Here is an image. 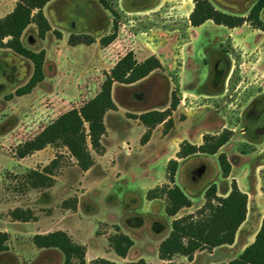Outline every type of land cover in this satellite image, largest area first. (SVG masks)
<instances>
[{
	"label": "rangeland",
	"instance_id": "rangeland-1",
	"mask_svg": "<svg viewBox=\"0 0 264 264\" xmlns=\"http://www.w3.org/2000/svg\"><path fill=\"white\" fill-rule=\"evenodd\" d=\"M107 1L115 15L98 0H53L43 9L51 26L45 39L38 38L34 25L24 31L23 45L31 51L45 52L44 80L29 95L13 94L30 78L32 64L0 49V227L2 221H15L13 211H29L31 221L38 223L31 227L34 232L58 227L77 233L90 252L112 262L120 259L113 251L107 253L108 238L122 229L134 242L130 260L142 257L153 263L157 252L151 237V216L156 208L147 205L145 195L147 189L164 178V160L174 154L180 140L189 137L190 132H233L219 153H224L233 164L231 177L244 175L238 169L239 162L249 172L264 214V26L258 30L247 23L241 29L230 30L209 21L202 27H191L187 18L193 8L191 0ZM256 1L210 0L216 9L241 17L248 15ZM15 3L16 0H0V18L11 12ZM260 18L264 25V9ZM114 24L116 39L103 47L100 39L113 31ZM55 32L61 36L58 38ZM71 34L92 36L94 42L72 48L75 46L68 44ZM129 51L134 52L137 60L157 54L164 67L133 87L115 85L112 98L120 109L105 116L103 151L96 154L91 150L94 165L90 170L81 171L61 146H47L24 159L17 158L20 144L35 137L61 114L93 98L100 91L105 74ZM217 61L224 74L214 90L211 83ZM173 93L182 104L174 119L177 128L174 130L173 123V130H168L171 134L165 137L164 126H156L158 133L151 146L142 150L143 127H136L131 116L168 108ZM182 112L189 114L188 124H181L185 119ZM198 116L201 120L195 125L193 120ZM164 137L162 143L160 139ZM151 153L159 155L148 174L141 163L143 155ZM52 160H57L52 186L31 188L26 176L31 171L42 172ZM201 163L208 172L194 187L197 198L209 184L226 185L217 155L198 154L180 163L177 186L191 188L187 171ZM252 201L253 197L251 205ZM161 215L164 217L163 211ZM139 217L142 224L136 226ZM20 231L24 234L14 235L6 255L0 256V264L12 263L13 257L21 255L29 264H45L48 259L56 262L55 253L37 249L32 253L26 240L31 230ZM18 239L22 241L16 245ZM73 264L77 262L74 260Z\"/></svg>",
	"mask_w": 264,
	"mask_h": 264
},
{
	"label": "trees",
	"instance_id": "trees-1",
	"mask_svg": "<svg viewBox=\"0 0 264 264\" xmlns=\"http://www.w3.org/2000/svg\"><path fill=\"white\" fill-rule=\"evenodd\" d=\"M53 0H16L11 12L0 18V49L9 50L14 54L28 60L33 67L28 81L15 90L14 96L29 95L32 90L44 80L45 52L31 51L22 42L24 31L34 25L37 36L44 40L51 26L43 13V9ZM193 8L188 21L191 27H199L211 21L216 26L234 29L249 23L253 28L262 30L263 21L260 18L264 9V0H257L246 17L230 15L214 7L210 0H191ZM98 3L111 14L115 15L107 0H98ZM116 24L113 31L100 39L103 47L110 45L117 35ZM58 38L59 32H55ZM94 42L92 36L71 34L68 38L70 46L90 45ZM223 67L218 61L213 65V80L211 86L216 90L223 78ZM162 69L160 61L155 56H150L138 62L132 51L122 56L110 71L105 74L100 91L79 108H73L60 116L42 129L32 139L20 144L16 150V156L23 159L28 155L45 149L47 146H61L67 149L69 155L76 161L78 168L86 172L94 165L91 150L96 154L103 151L102 137L106 134L104 119L108 112L116 110L112 99V87L114 84L129 86L147 78L151 73ZM12 96H8L11 98ZM180 99L175 93L171 96L170 105L163 111L150 110L138 116L137 119L146 128L140 140V144H146L152 130L158 125L164 126V133L173 127L172 113L176 110ZM233 132L229 129L222 130L219 134H205L200 146L192 145L186 141L179 145L176 159L168 161L166 166V180L168 184L149 190L147 200L165 199V213L169 217H175L183 208L191 206L190 199L175 184L180 161L194 156L217 155V162L222 178H228L231 165L224 153H219L231 139ZM57 160H52L42 172L31 171L26 176L29 186L33 189L48 188L53 184L52 172ZM208 168L204 164L191 166L186 174L190 184L196 185L207 175ZM204 204L192 214L174 219L168 236L160 243L158 257L162 261L172 264L174 256H183L192 260L198 251H211L222 245H232L235 234L240 225L245 221L247 214V195L241 192L234 181L231 182V190L226 197L216 195V186L210 185L204 193ZM75 203V202H74ZM76 209V204L72 206ZM12 219L19 222H29L32 214L29 211L15 210L11 214ZM159 226V225H158ZM8 235L0 232V253L8 251ZM33 245L38 249H56L63 257V264H85V247L75 244L72 239L62 231L47 234H37L32 238ZM108 244L113 252L125 258L133 241L122 233H117L108 238ZM92 264H116L102 259L95 260ZM122 264H149L140 259L136 262ZM224 264H264V217L255 239L235 259Z\"/></svg>",
	"mask_w": 264,
	"mask_h": 264
},
{
	"label": "crops",
	"instance_id": "crops-1",
	"mask_svg": "<svg viewBox=\"0 0 264 264\" xmlns=\"http://www.w3.org/2000/svg\"><path fill=\"white\" fill-rule=\"evenodd\" d=\"M190 12H191V10H190ZM187 18H188V16H187ZM206 23H204L203 25H205ZM245 24H247V23H244L241 27H238V29H241L242 27H244ZM203 25H201L199 27H202ZM199 27H196V28H199ZM218 27H220V26H218ZM234 29H237V28H234ZM234 29H230V30H234ZM76 47L77 46L72 47V48H76ZM150 56H155L160 61L161 65H162V68L164 67L162 58L159 57V55H157V54L148 55V56L144 57L142 60H137V58L136 57L135 58H136V60L138 62H142L143 60H145L146 58H148ZM115 63H114V65H115ZM155 72H153V73H155ZM153 73H151L147 78L143 79L142 81H140V82H138L136 84H133V85L126 86V87H133L134 85H137L139 83H142L143 81H146L147 79H149V77H151L153 75ZM115 85L116 84H114L113 87H112V97H113V93H114V90H115ZM121 86H124V85H121ZM112 99H113L114 104L116 106V110L110 111V113H115V112H117L118 109H120V105L117 104V102L114 100V98H112ZM181 106H182V104L180 103V105H178L176 110L172 113V119H173V123H174V127H175L174 130L178 126V123L174 120L175 119V115L181 111ZM165 109H167L166 106L165 107H159L158 111H163ZM140 114H141V112L140 113H135L134 116H138ZM182 115L185 117V119H184L183 122H181V124H188L189 123V119H190L189 114H187L186 112H182ZM210 116H212V117H215V116L221 117L220 114H212V113H210ZM200 120H201V117L198 116L197 119L193 120V123L195 125H198ZM134 122H135V126L136 127H139L140 125L143 127L142 130H141L142 133L146 132V128L140 123L139 120L135 119ZM159 126L160 125H158L157 127H159ZM157 127L152 130V133H151L149 141L146 144H144V145L140 144V148L142 150H144V149H146V148L151 146V144H152V142L154 140L155 134L158 133L157 132L158 131ZM171 130H173V129H171ZM222 130L223 129H219L218 131H215V132H205V133H202V134H199V135H195L196 133L193 134V132L192 133L190 132L189 135L191 137L193 135V138H190V136L182 138L180 140L179 144L177 145V149L175 150L174 154L170 158H168L167 160H164L165 166H167V163H168L169 160L176 159V153L179 151V145L182 142L186 141V142H188V143H190L192 145L200 146L202 144L203 135H205V134H212V135L219 134ZM170 134H171L170 131L167 132L165 134V137H167ZM165 137L160 139V141L162 143L165 140ZM227 144L225 146H227ZM225 146H223L221 149H223ZM158 155L159 154H157V153H151L150 155H145V156L143 155L144 160L141 163V167L146 169V170H148L147 171L148 174L150 173V169L153 168L157 164ZM184 160H182V161H184ZM182 161H180V163ZM230 165H231V171H230V174H229L228 178H223V180L226 182V185L222 186L219 182L218 183H213V184L216 186V195L218 197H222L223 198V197H226L228 195V193L231 190V182L232 181H234L236 183L238 189L241 192H243V193H245L247 195V214H246V219L240 225V227L238 228V230H237V232L235 234L234 243L232 245H222V246L216 247V248L212 249L211 251H207V250L198 251V252H196L194 254L192 260H189V259H187L186 257H183V256H174L172 261H171L172 264H224V263H228V262L232 261L233 259L237 258L247 246H249L250 244L253 243V241L255 239V235L258 232L259 228H260V225H261V222H262V218L264 217V214L261 213L262 212L263 203H262V201L259 198H257L258 197V195H257V186L255 185V187L253 188L251 182L249 181V172L243 170L242 164L239 162L238 163V169L240 170V172L244 173V175L242 177H239V178L238 177H231L233 169H234V166H233L232 163H230ZM147 173H146V175H148ZM176 176H177V174H176ZM175 181H176V178H175ZM165 184H168V182L166 180V169H165L164 178L161 179L158 183H156L154 186H152L149 189L152 190V189H154L156 187H160V186L165 185ZM175 184H176V182H175ZM210 185H212V184H209V186ZM194 187H195V185H193L191 188H186V187H181L180 188L179 187L183 191V193L190 199L191 206L188 207V208L181 209L176 214L175 217H169V216L166 215V213H165V205H166L165 199H153V200H147L146 199L147 205L150 206L151 209L154 206V208H156L155 211L156 210L158 211V212L154 211L152 213V216H151V221H152V234H151V237H152V240H153L154 248L156 249V252H157V260L152 263L147 258L139 257V258H137L136 261L142 259L146 263H149V264H167L168 263L166 261H162V260L159 259V257H158V248H159L160 243L168 236V234H169V232L171 230L172 221L174 219L180 218L182 216L194 213L196 210H198L204 204V201H205L204 200V193H205V191H206V189L208 187L203 190V194L199 198L196 197V194H195L196 192H195V188ZM149 189H147V190L149 191ZM251 197H253L252 205L250 203L251 202ZM145 198H146V195H145ZM195 199H197V201L199 203L198 205L196 203L197 201H194ZM162 211L164 213V217L161 215ZM74 215H76V214H74ZM137 221L139 223H138V225L136 224V226H140L142 224V219L139 217ZM2 224H3V227H0V232L1 233H5V234L8 235V244H7L8 248L10 247V244H11L15 234L16 235H18V234L23 235L24 234L20 230H31V233L29 234V236H28V238L26 240L28 241L29 249H31L32 253L35 251V249H37L39 251H44V253H48V252L49 253H55L57 255V257H58L56 262L55 261L53 262V261L48 259V260H46L45 264H63V255H62V253L59 250H56V249H38V248H36L33 245V243H32V238L35 235H37V234H47V233H52V232H56V231L65 232L72 239V241L75 244H78V245H81V246L85 247V249H86V252H85V264H90L91 261H95V260H98V259H102V260H105V261H108V262H112V261L107 260L105 258L98 257V254L96 252H90L89 246L86 243H82L81 241H79V239H78L79 236H78L77 233H72V232L67 231V230H59V229H57L58 227H55V228H52V229H47V230L40 231V232H38L36 230V232H34V229H31V227L33 225H37L38 224L35 221H29V222H19V221L3 222L2 221ZM118 232L124 234L122 232V229H120V231H118ZM95 238H97V237H95ZM22 240H23V238H22ZM22 240L21 239H18V241L15 240L16 241L15 242L16 245H17V243L19 241H22ZM18 246H20V245L18 244ZM107 246L109 248V251L107 253H110L111 251H113L110 248L109 245H107ZM133 246H134V242H133ZM131 248H130V250H131ZM130 250L128 251V253H127L125 258L119 257V256H117L114 253L120 260L119 261L118 260H114L113 263L122 264V263H128V262H136V261H131L130 260V258H129ZM2 255L4 256L6 254L5 253H0L1 257H3ZM13 259L14 260H13L12 263H3V264H29L27 259H25V257H23L22 255L21 256H17L15 258L13 257Z\"/></svg>",
	"mask_w": 264,
	"mask_h": 264
},
{
	"label": "built area",
	"instance_id": "built-area-1",
	"mask_svg": "<svg viewBox=\"0 0 264 264\" xmlns=\"http://www.w3.org/2000/svg\"><path fill=\"white\" fill-rule=\"evenodd\" d=\"M130 148H127V151L129 152L130 150H129Z\"/></svg>",
	"mask_w": 264,
	"mask_h": 264
}]
</instances>
